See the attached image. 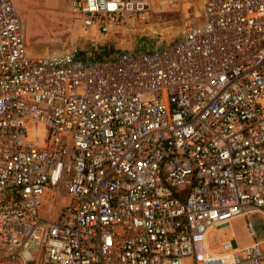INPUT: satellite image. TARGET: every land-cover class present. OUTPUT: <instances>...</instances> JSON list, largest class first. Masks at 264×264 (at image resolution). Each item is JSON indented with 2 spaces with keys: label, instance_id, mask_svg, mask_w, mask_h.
<instances>
[{
  "label": "built area",
  "instance_id": "built-area-1",
  "mask_svg": "<svg viewBox=\"0 0 264 264\" xmlns=\"http://www.w3.org/2000/svg\"><path fill=\"white\" fill-rule=\"evenodd\" d=\"M67 1L101 35L164 9ZM178 1L164 46L38 57L0 0V264H264V240L206 245L264 216V0Z\"/></svg>",
  "mask_w": 264,
  "mask_h": 264
},
{
  "label": "rangeland",
  "instance_id": "rangeland-1",
  "mask_svg": "<svg viewBox=\"0 0 264 264\" xmlns=\"http://www.w3.org/2000/svg\"><path fill=\"white\" fill-rule=\"evenodd\" d=\"M10 1L20 19L27 50L30 55L38 57L58 54L74 48L90 54L96 51L114 54L129 50H151L177 39L182 31L184 17L180 2L168 0L164 3L163 10L153 9L149 18L141 20L138 17H128L124 25H118L107 35H101L95 30L83 28L80 18L71 12L67 0ZM200 3L201 0L195 5L197 10ZM190 21L198 27L203 24V17L192 16ZM50 199L52 209L48 217L53 219L57 207L64 206L67 199L61 195V191L56 194L47 190L43 203L45 207ZM247 219L253 226L254 237L249 236L246 221L240 217L213 232L209 236L210 245L216 247L220 242L232 238L239 247L253 241L264 240V216L260 213H252Z\"/></svg>",
  "mask_w": 264,
  "mask_h": 264
},
{
  "label": "bare ground",
  "instance_id": "bare-ground-1",
  "mask_svg": "<svg viewBox=\"0 0 264 264\" xmlns=\"http://www.w3.org/2000/svg\"><path fill=\"white\" fill-rule=\"evenodd\" d=\"M160 3H162V4H164V3H167L168 2V0H161V1H159ZM199 6H200V4H199ZM185 7H186V5H185ZM29 53V52H28ZM222 228V227H221ZM220 229V228H219ZM216 230H218V229H215V230H210V232H215ZM206 245H208L209 246V242L207 241L206 242ZM219 245V244H218ZM217 245V246H218ZM217 246L216 247H213L212 248V250L213 251H216L217 250Z\"/></svg>",
  "mask_w": 264,
  "mask_h": 264
}]
</instances>
